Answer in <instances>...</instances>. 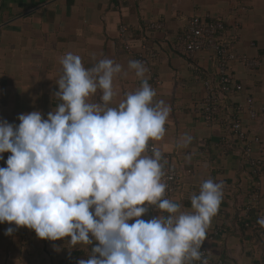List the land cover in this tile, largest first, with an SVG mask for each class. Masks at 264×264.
<instances>
[{
  "label": "crops",
  "instance_id": "obj_1",
  "mask_svg": "<svg viewBox=\"0 0 264 264\" xmlns=\"http://www.w3.org/2000/svg\"><path fill=\"white\" fill-rule=\"evenodd\" d=\"M193 16L222 20L232 51L261 62L255 70L237 60L230 63L242 90L223 96V115L229 118L233 108L244 104L248 96L256 107L261 105L264 0H0V120L18 125V116L32 111H40L46 119L60 103L55 97L59 91L56 81L62 74L60 60L69 52L79 55L86 69L104 58L123 66L127 76L122 72L113 81L111 106H117L125 93L141 85L128 70V62L135 60L146 35L157 53L152 63L161 83L153 84L146 74L145 79L156 91L154 99L171 107L165 134L151 142L170 153L183 172H192L183 173L172 201L181 205V212H190L189 198L198 194L200 183L209 178L222 180L223 198L210 219L203 244L209 256L223 264H264V227L257 223L264 216V192L259 207L249 217L244 207L250 174L237 140L227 125H207L195 111L204 94L202 82L214 75V66L204 53L189 58L173 49L176 36ZM149 21H160L162 26L144 31ZM121 23L129 27L130 50L123 48L118 36ZM101 95L98 90L90 102H102ZM240 117L247 131L258 135L264 145V113L255 120L245 113ZM184 134L192 137L191 142L185 148L177 147ZM2 155L0 167H6L11 153ZM159 214L155 206H148V214L140 219L147 221ZM8 227L7 222L0 224V264H78L89 258L92 249V244L72 247L69 237L40 239L34 230L23 226L6 235Z\"/></svg>",
  "mask_w": 264,
  "mask_h": 264
},
{
  "label": "clouds",
  "instance_id": "obj_2",
  "mask_svg": "<svg viewBox=\"0 0 264 264\" xmlns=\"http://www.w3.org/2000/svg\"><path fill=\"white\" fill-rule=\"evenodd\" d=\"M60 64L55 93L60 103L46 119L32 111L20 114L18 125L0 120V160L11 153L0 167L5 234L23 226L40 239L92 244L89 258L78 264H208L200 249L224 183L202 181L189 198L190 212L164 198L163 153L156 147L149 153V141L165 134L171 107L154 99L148 69L138 60L128 62L141 85L113 107L114 77L127 76L121 64L104 58L86 69L71 52ZM98 90L102 102H90ZM191 140L184 134L177 147ZM148 206L160 214L145 221L140 217ZM257 223L264 227V216Z\"/></svg>",
  "mask_w": 264,
  "mask_h": 264
},
{
  "label": "built area",
  "instance_id": "obj_3",
  "mask_svg": "<svg viewBox=\"0 0 264 264\" xmlns=\"http://www.w3.org/2000/svg\"><path fill=\"white\" fill-rule=\"evenodd\" d=\"M161 26L160 21H149L143 30L150 32L160 29ZM118 30L123 48L130 50L128 25L121 23ZM231 46V40H228L225 36V25L222 20L205 19L197 16H193L188 20L183 32L177 35L173 42L175 52L189 58L198 53H204L207 60L214 66V75L202 82L204 94L200 103L196 105L195 111L207 125L216 123L227 125L228 130L237 140L242 161L247 166L250 174L251 186L247 194L248 203L245 206V211L248 212L252 208L257 209L259 207L264 192V145L258 135L247 131L240 116L245 113L250 120H255L260 114L264 113V102L256 107L254 99L248 96L244 104L236 105L229 118H226L223 115L222 98L242 90L241 83L236 81L235 75L230 70L232 61L242 62L252 70L258 69L261 62L256 58L234 53ZM156 55L153 42L145 35L140 50L135 54V60L145 65L148 69L146 75L153 84L158 85L161 81L155 73L152 63ZM164 127L165 130L168 128L166 123ZM152 147L155 146L149 141V153ZM162 153L165 172L163 181L167 184L164 198L172 200L179 189L183 173L189 174L192 172L190 169L183 172L170 153ZM145 214L147 215L148 211ZM200 250L202 258H206L208 264H223L221 260H214L209 256L203 243ZM193 264H201V262L193 261Z\"/></svg>",
  "mask_w": 264,
  "mask_h": 264
},
{
  "label": "trees",
  "instance_id": "obj_4",
  "mask_svg": "<svg viewBox=\"0 0 264 264\" xmlns=\"http://www.w3.org/2000/svg\"><path fill=\"white\" fill-rule=\"evenodd\" d=\"M244 208H245V207H244ZM252 211H255V209L252 208L251 210H249V211L247 212V215H249V217L252 216V215H251V212H252ZM148 220H149V218H148ZM245 223H246V221L243 220V221H242V224L244 225ZM242 224H241V225H242ZM95 243H96V242L94 241L93 244H95ZM92 247H93V245H92Z\"/></svg>",
  "mask_w": 264,
  "mask_h": 264
}]
</instances>
